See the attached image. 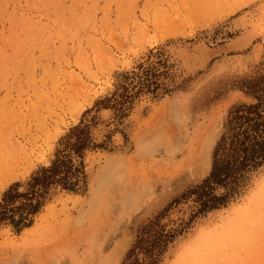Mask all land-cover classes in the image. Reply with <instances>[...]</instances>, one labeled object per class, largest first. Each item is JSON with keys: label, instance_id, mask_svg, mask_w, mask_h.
Returning <instances> with one entry per match:
<instances>
[{"label": "rangeland", "instance_id": "rangeland-1", "mask_svg": "<svg viewBox=\"0 0 264 264\" xmlns=\"http://www.w3.org/2000/svg\"><path fill=\"white\" fill-rule=\"evenodd\" d=\"M252 29L251 42L230 45ZM260 71L264 0H0V153L52 136L0 200L49 165L82 120L107 144L87 151L86 190L53 188L33 232L0 226V264H106L120 241L122 264L139 227L208 176L230 108L250 101L240 80ZM126 89L135 95L126 117L97 105ZM193 209L167 211L164 222L183 231L160 264H264V166L228 205L191 220Z\"/></svg>", "mask_w": 264, "mask_h": 264}, {"label": "trees", "instance_id": "trees-1", "mask_svg": "<svg viewBox=\"0 0 264 264\" xmlns=\"http://www.w3.org/2000/svg\"><path fill=\"white\" fill-rule=\"evenodd\" d=\"M150 73L147 72L146 79H141L139 85L133 87H139L137 93L151 86L149 80H152L155 73ZM238 89L250 101L238 102L230 108L224 131L213 150L210 173L169 203L175 207L181 202L192 201L194 213L191 220L228 205L242 194L251 175L264 166V71L241 78ZM133 97L135 95L126 89L124 93L116 92L113 97L98 101L97 105L112 108L117 116L123 118L128 115ZM95 125L82 120L72 127L60 139L55 157L49 165L37 169L27 181L11 184L3 192L0 200V226L9 224L18 232L31 227L53 188L75 192L86 190L87 151L107 148L105 142L96 141L93 134ZM85 130L88 132L87 137L83 134ZM213 174L215 178L206 184L205 181ZM22 187L24 190H21ZM166 215L167 212L163 210L139 227L122 264L162 262L169 245L183 231L169 227L164 222Z\"/></svg>", "mask_w": 264, "mask_h": 264}, {"label": "bare ground", "instance_id": "bare-ground-1", "mask_svg": "<svg viewBox=\"0 0 264 264\" xmlns=\"http://www.w3.org/2000/svg\"><path fill=\"white\" fill-rule=\"evenodd\" d=\"M254 35H255V32L253 31V29L249 30L248 32L234 39L230 45L235 46V47L245 46L252 39ZM196 47L205 52L208 49V48L206 49L203 43H201L200 45ZM178 51L180 52L181 50L179 49ZM183 52H184L183 55L189 54V51L184 48H183ZM187 63L186 65H188ZM201 64L199 66H201ZM187 67L186 69H188L189 71H191L194 68L193 66L190 67V64ZM91 103L92 102H89L88 105H90ZM212 134L213 132L208 131V132H205L203 135L204 137H203L201 147H200V154L202 158L205 157L207 151L209 150V147H210L209 140H211ZM51 138H52L51 135L47 136L46 134L45 136L42 134L41 135H31L27 137L25 141L20 140L17 144L15 145L12 144L13 146L8 147L7 149H5L3 152L0 153V190H4L12 181L18 180L20 177L22 176L24 177L25 175H28L30 171H32L33 163L37 161L39 157L43 156L45 146H49L51 144ZM109 168H112V167H109ZM236 211L238 212V208L237 207L233 208L232 211L228 213L229 215L226 218H222V221L223 222L228 221L231 218L230 215H235ZM41 213L42 212H39V214ZM33 229H34V226L28 227L23 231V234L28 235L29 233L33 232ZM122 244H123L122 241L117 243L113 252L107 257L106 264H118L119 263V258H120L119 255L121 254Z\"/></svg>", "mask_w": 264, "mask_h": 264}, {"label": "snow or ice", "instance_id": "snow-or-ice-1", "mask_svg": "<svg viewBox=\"0 0 264 264\" xmlns=\"http://www.w3.org/2000/svg\"><path fill=\"white\" fill-rule=\"evenodd\" d=\"M85 115H87V114H85ZM93 123H95V122H93ZM97 132L100 133V134L102 135L103 132H104V130L101 129V128H97ZM83 134H84L85 137H87V136H88V132H87V130H85ZM214 178H215V174H213V176H210V177L208 178V180L205 181V183H206V184H207V183H210L211 180L214 179ZM188 195L190 196L191 193L189 192ZM176 203L178 204V203H179V200H177ZM172 207H173L172 204H168L167 208H165L164 211L167 212L169 209H172ZM175 210H176V211H180V209H175Z\"/></svg>", "mask_w": 264, "mask_h": 264}]
</instances>
